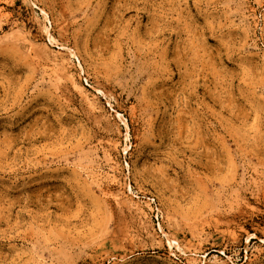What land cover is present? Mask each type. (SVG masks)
<instances>
[{
    "label": "rangeland",
    "instance_id": "rangeland-1",
    "mask_svg": "<svg viewBox=\"0 0 264 264\" xmlns=\"http://www.w3.org/2000/svg\"><path fill=\"white\" fill-rule=\"evenodd\" d=\"M0 264H264V0H0Z\"/></svg>",
    "mask_w": 264,
    "mask_h": 264
}]
</instances>
